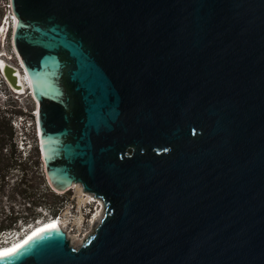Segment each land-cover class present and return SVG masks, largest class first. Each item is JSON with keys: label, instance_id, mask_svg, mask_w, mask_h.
Here are the masks:
<instances>
[{"label": "water", "instance_id": "95a60500", "mask_svg": "<svg viewBox=\"0 0 264 264\" xmlns=\"http://www.w3.org/2000/svg\"><path fill=\"white\" fill-rule=\"evenodd\" d=\"M9 2L47 183L103 216L0 264H264V0Z\"/></svg>", "mask_w": 264, "mask_h": 264}, {"label": "rangeland", "instance_id": "374dc122", "mask_svg": "<svg viewBox=\"0 0 264 264\" xmlns=\"http://www.w3.org/2000/svg\"><path fill=\"white\" fill-rule=\"evenodd\" d=\"M10 11V2L9 0H0V56H3L2 58H6L7 60H12L13 64L14 63V57L12 55V37H13V30L11 27V24H9L8 20V14ZM0 60H2L0 58ZM29 89H26V91L23 94H13L11 93L8 89H6V96L3 98H0V111L4 112L6 110L9 111H21L23 113L22 116H14L11 120V125L12 122L17 120V128H16V134H17V141L15 142V149L18 151L17 154L19 155V158L21 159V162L27 163L25 168H28L26 176L28 178L32 177H38L43 176L42 171H44V168H41L39 166V169L33 168L32 160V154L34 151V148L36 146V138H35V133L32 125V119H33V112L35 111V102L33 98L30 96ZM2 92V91H0ZM4 92V91H3ZM10 117L12 116L11 114L9 115ZM18 117H22L18 118ZM32 117V118H31ZM23 127L22 126V124ZM13 126V125H12ZM14 128V127H13ZM15 129V128H14ZM22 149V150H21ZM43 167V166H42ZM39 174V175H38ZM22 172L20 169H17L13 167V170L9 174V176L5 179V181H1L0 178V187L5 183L9 184L8 190L10 188L20 182ZM36 183L38 184L39 188V195L41 196L44 195L45 193H51V195L58 196V198L61 200L60 206V211H59V217L66 219L65 222V230L68 232V234L74 239V241L77 244V247L81 245L83 242L84 237L89 234V232L93 229L94 226L88 227V226H83L81 229L73 225L71 222L69 223L70 220H68V217H73V216H78V213L82 210L84 212L85 210L88 209V206H84L85 203H83V197L78 194V189L74 188L73 190H70L64 194H57L53 192L48 183H44V179H39L36 180ZM50 189V190H49ZM54 193V194H52ZM37 196V197H38ZM48 201L49 203H53L54 199L52 196H48ZM48 205V204H47ZM95 206V204L92 205V208ZM10 207L14 208L15 212H18L22 216H27L28 214L30 215L32 211L26 210L29 205L27 202L23 200H18L16 202H11L9 199L6 197L3 198L0 196V208L5 210V214L1 215L0 214V222L1 221H8L6 220V215H9V212L7 209ZM99 208V207H98ZM98 212V210H97ZM36 215L39 217H43V221L46 222V220H49L52 216V210L48 208V210L42 209V210H35ZM23 224H28L25 222L23 218L20 219ZM28 220V219H27ZM26 220V221H27ZM19 223V221H18ZM25 224V225H26ZM3 239H0V244ZM3 247V246H2Z\"/></svg>", "mask_w": 264, "mask_h": 264}, {"label": "trees", "instance_id": "16d2710c", "mask_svg": "<svg viewBox=\"0 0 264 264\" xmlns=\"http://www.w3.org/2000/svg\"><path fill=\"white\" fill-rule=\"evenodd\" d=\"M12 115L11 117L9 115ZM22 116L23 113L21 111H11L9 113L8 110L0 111V178L1 181H5V179L9 176L13 167L20 169L22 172L20 182L13 185L10 190H8L9 184L5 183L0 187V196L3 198L9 199L11 202H16L18 200H23L27 202L29 207L26 210L32 211V213L27 216H22L18 212L14 211V208L10 207L7 209L9 215H6V220L1 221L0 223V232L9 231L15 229L17 227L18 221L23 218L25 222L34 221L38 218L35 213L36 209L43 208L48 210L50 208L52 210V215L56 216L60 211L61 200L58 196L51 195V193H45L44 195L38 196L40 191L38 188V184L36 180L44 179V183L47 184V180L45 178L44 171H42L43 176L28 178L26 176L28 168H25L27 163L21 162L19 155L17 154V150L15 149V142L17 141V134L13 126L11 125V120L14 116ZM32 166L33 168H38L41 166L43 168V164L41 161L40 150L36 143L32 154ZM37 172V169H36ZM50 190V189H49ZM54 194V193H52ZM38 196V197H37ZM48 196H52L54 202L51 204L48 201ZM48 204V205H47ZM0 214H5V210L0 208ZM28 219V220H27ZM27 220V221H26Z\"/></svg>", "mask_w": 264, "mask_h": 264}, {"label": "built area", "instance_id": "2783aa9c", "mask_svg": "<svg viewBox=\"0 0 264 264\" xmlns=\"http://www.w3.org/2000/svg\"><path fill=\"white\" fill-rule=\"evenodd\" d=\"M8 20H9V24H11V27H12V30H13V25L15 23V17L12 14L11 9H10L9 14H8ZM12 39H13V37H12ZM12 55L14 57L13 59H14V63L15 64H13L12 60H7L6 58L3 59L2 58L3 56H0V58L5 63H7L8 65L17 68L18 70H20L23 73V68L21 66V63H20V61H19V59L17 57V54H16V52L14 50V47H13V41H12ZM23 76H24V78L26 77L25 74ZM6 89H8L11 93L18 95V93L14 92L9 87L8 83L6 82V79L4 78V76L2 74L1 67H0V91H2V92H0V98H3V97L6 96V91H5ZM28 92H29V94L31 96V93H30L29 90H28ZM36 113H37V111L35 109V111L33 112V119H32V125L31 126H33L34 133H35V138H36V143H37V145L39 147V139H38L37 123H36ZM18 118L22 119V117H18ZM17 124H18L17 120L12 122V125L15 128V130L17 128ZM22 126H23V124H22ZM76 192H78V191H76ZM81 197H83L84 199H88V196H86L85 193H81ZM89 199L90 200H87L88 202L86 204H84V206H86V205L88 206L87 210H85L84 212H82V210H81L78 213V216H73L71 218L68 217V220H70L69 223L71 222L73 225H75L79 229H81L83 226H88V227L94 226L95 217H96V215L98 213L97 210H98V207H100V206L98 205V202L92 201L91 198H89ZM92 199H95V198H92ZM93 204H95V206L92 208ZM42 209L43 208H39L38 210H42ZM51 216L52 217L49 220H46V221H50L53 218H56L58 220L60 218L59 215H56V216L51 215ZM43 220H44L43 217L42 218L39 217V218L35 219L34 221H29V223L27 222L28 224L25 223L26 225L23 224L22 221H19V223H17V227L15 229H12V230H9V231L0 232V239H3L1 241L0 247L11 245V244L17 242L18 240H20L21 238L26 236L34 228V226L39 225L42 222H45Z\"/></svg>", "mask_w": 264, "mask_h": 264}, {"label": "bare ground", "instance_id": "6f19581e", "mask_svg": "<svg viewBox=\"0 0 264 264\" xmlns=\"http://www.w3.org/2000/svg\"><path fill=\"white\" fill-rule=\"evenodd\" d=\"M5 62L3 61V60H0V65L2 66L3 64H4ZM19 71V73H20V78H21V81H22V83H23V90L21 91V92H25L26 91V89H30V86H29V81L27 80V77H23L22 78V75H24L20 70H18ZM36 117H37V113H36ZM78 189V194L79 195H81V193H84V191H83V189H82V187L80 186V185H76V186H74L72 189ZM71 189V190H72ZM86 194V196H88V199H83V203H87L88 201L87 200H90L89 198H91V200L92 201H95V202H98V205L100 206L99 208H98V213H97V215H96V217H95V223H94V227H93V229L89 232V234H87L85 237H84V239H83V241L86 239V237L88 236V235H90L92 232H93V230L97 227V225L99 224V222H100V220H101V218H102V216H103V204L100 202V201H98V200H95V199H92L93 197L91 196V195H89V194H87V193H85ZM65 222H66V219H64V218H59L58 220L56 219V218H53L52 220H50V221H46V222H42L41 224H39V225H36V226H34V228L26 235V236H24L23 238H21L20 240H18L17 242H15V243H13V244H11V245H7V246H3V247H0V255H5V254H8V253H11L12 251H14L15 249H17L22 243H23V241H26L27 240V238H29L31 235H34L35 233H38V232H40V231H42V230H44V229H49V228H52V227H59L60 229H62L65 233H66V235H67V238H68V240H69V242H70V244L72 245V246H74V247H76L77 248V244L78 243H76L75 241H74V239H72V237L68 234V232L65 230Z\"/></svg>", "mask_w": 264, "mask_h": 264}]
</instances>
